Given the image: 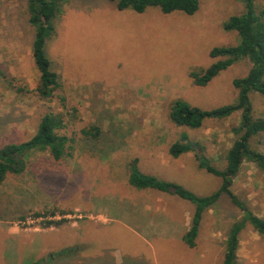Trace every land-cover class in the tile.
Returning a JSON list of instances; mask_svg holds the SVG:
<instances>
[{
    "label": "rangeland",
    "instance_id": "1",
    "mask_svg": "<svg viewBox=\"0 0 264 264\" xmlns=\"http://www.w3.org/2000/svg\"><path fill=\"white\" fill-rule=\"evenodd\" d=\"M255 3L259 12L264 10V0ZM63 10L45 46L60 88L46 101L35 92L40 74L26 0H0V148L31 139L48 112L63 116L64 133L75 139L71 156L56 161L49 153H35L23 174L8 175L0 186V264H78V249L85 251L83 261L96 255L97 264H186L185 243L157 225L159 217L168 216L165 211L181 224L185 211L195 206L176 195L133 187L128 165L138 158L143 172L199 196L221 187V178L194 163L161 177L158 157L145 148L148 139L159 138L162 157H167L169 147L186 133L204 147L211 164L225 168L240 116L206 120L191 129L174 124L169 111L178 98L202 109L237 98L233 80L248 74V60L204 87L194 84L190 72L216 61L210 56L214 47L238 42L237 33L226 32L223 24L242 14L244 4L201 0L199 10L187 15L163 14L156 7L120 11L110 0H65ZM251 99L255 117L264 118V96L254 93ZM94 125L100 136L85 137L82 131ZM252 148L264 153V135L252 140ZM232 191L264 218V172L254 163H244ZM38 212L41 216L35 217ZM242 215L223 194L203 214L197 248L189 254L198 260L207 248L205 261L222 264L224 239ZM52 221L62 223L47 227ZM241 239L238 264H264V236L248 224ZM63 250L74 254L58 256Z\"/></svg>",
    "mask_w": 264,
    "mask_h": 264
},
{
    "label": "trees",
    "instance_id": "2",
    "mask_svg": "<svg viewBox=\"0 0 264 264\" xmlns=\"http://www.w3.org/2000/svg\"><path fill=\"white\" fill-rule=\"evenodd\" d=\"M117 4L120 11L133 10L143 13L149 8H159L163 14L182 12L195 14L200 8L201 0H110ZM244 12L231 16L223 24L226 32H236L238 42L234 45L214 47L210 51L211 58L216 61L206 69L190 72V77L197 86H207L222 71L235 63L248 60L251 64L248 74L233 80L237 90V98L233 103L212 109H202L191 105L182 98L175 99L170 104V118L179 127L199 129L206 120H227L234 115L240 116V123L232 128L236 137L227 150L224 169H219L203 154L204 147L191 140L183 133L179 140L169 148V154L178 158L183 154L193 152L199 168L222 179L221 187L213 194L199 196L183 185L164 181L147 174L138 167L139 160L134 158L128 165L129 183L138 189H156L176 195L195 206L190 230L183 240L190 247L196 246V239L202 222L203 214L213 208L223 194H227L231 202L243 212L242 217L231 225L225 243V255L222 264H238L240 234L249 224L260 235L264 236V218L254 213L248 205L240 200L232 191L235 178L239 175L245 162L249 161L264 172V153L252 148V140L264 135V118L255 117L251 95L256 93L264 96V10L258 11L255 0H241ZM65 0H26L27 23L35 30L32 54L40 77L35 89L36 94L51 101L60 88V80L51 67L45 46L55 35V21L64 13ZM1 75V71H0ZM66 123L63 116L53 112L46 113L39 124L38 131L28 141L6 144L0 148V186L10 174H23L28 168V160L35 153H49L56 161L71 156L75 139L64 133ZM85 137L98 138L101 129L91 126L82 131ZM41 213H35L40 217ZM62 221L49 222L47 227L60 225ZM71 250H63L58 256H71Z\"/></svg>",
    "mask_w": 264,
    "mask_h": 264
},
{
    "label": "crops",
    "instance_id": "3",
    "mask_svg": "<svg viewBox=\"0 0 264 264\" xmlns=\"http://www.w3.org/2000/svg\"><path fill=\"white\" fill-rule=\"evenodd\" d=\"M147 143H148L149 146H147L145 149H147L148 154L153 156V157H155V158L158 157V159H159V162H160L159 166H158L159 168H157L159 171H157V174L160 175L161 177H163L167 172L176 173L178 171L179 172L183 171V170H185L188 167V165H190L192 163H194V165L199 167V164H198V161L196 159L195 153H193V152H189V153L183 154V155H181L178 158H173L169 154V149H168L167 157H162L161 150H162L163 147H160V145L163 144V141L161 139H159V138L148 139ZM147 174L153 175L155 173L148 172ZM170 204H171L172 208H174L175 205H176V207L181 206V203H170ZM160 208H162V207H160ZM193 212L194 211L192 209L186 210L185 211V218H184L185 220L183 222H181V224L177 223V225H176L172 221L171 214H169L167 211H165L164 213L166 215H168L169 217L166 216L164 218V220H163L164 216L159 217V221L160 222L157 225L158 226L157 229L159 231H164L165 234L176 236L177 237V242L183 244V242L185 243V241L183 240V237L190 230V227H191V224H192ZM206 212H208V211H206ZM169 225H173V228L171 229L169 227ZM200 229H202V226H200ZM242 232L240 234V246H241V243H242V239H241ZM198 237H199V235H198ZM198 237L196 239V246L195 247L192 248L190 246H187L186 243H185L184 247H181L182 252H184L183 254L188 255L190 257L189 260L187 261L188 263H186V264H208V262L205 261L206 255H207V251H208L207 248L204 251L201 252V255L199 256L198 260H195V258L189 254L190 251H194L197 248ZM224 240H226V239H224ZM205 242L208 243L207 239H206ZM222 249H223V247H222ZM240 250H241V247H239V250H238V261H239V258H240V253H239ZM223 251H225V244H224ZM84 252L85 251H82L81 249H78V264H97L96 255L91 256L90 261H83L81 256H82V254ZM223 261H224V258H223Z\"/></svg>",
    "mask_w": 264,
    "mask_h": 264
}]
</instances>
